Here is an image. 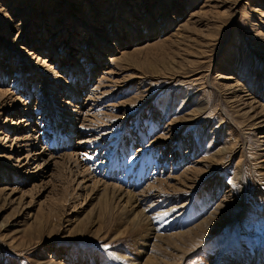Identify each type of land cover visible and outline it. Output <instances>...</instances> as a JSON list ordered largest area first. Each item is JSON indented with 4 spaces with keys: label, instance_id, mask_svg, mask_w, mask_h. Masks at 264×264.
Returning a JSON list of instances; mask_svg holds the SVG:
<instances>
[{
    "label": "rangeland",
    "instance_id": "rangeland-1",
    "mask_svg": "<svg viewBox=\"0 0 264 264\" xmlns=\"http://www.w3.org/2000/svg\"><path fill=\"white\" fill-rule=\"evenodd\" d=\"M151 259L264 264V0H0V264Z\"/></svg>",
    "mask_w": 264,
    "mask_h": 264
},
{
    "label": "bare ground",
    "instance_id": "bare-ground-1",
    "mask_svg": "<svg viewBox=\"0 0 264 264\" xmlns=\"http://www.w3.org/2000/svg\"><path fill=\"white\" fill-rule=\"evenodd\" d=\"M72 93V92H71ZM70 93V94H71ZM88 175V174H87ZM111 187V186H110ZM106 188V187H105ZM115 188V187H114ZM123 192V191H122ZM130 192V191H129ZM116 194V193H115ZM141 195V194H140ZM139 195V196H140ZM115 196V195H114ZM115 198H117V199H119V200H121L122 198V200H124L125 199V203L126 204H128V207H134V208H136V207H139L140 205H142V203H143V201H144V198L143 197H135L133 194H127V195H122L121 193H118L117 195H116V197ZM179 221V220H178ZM181 223H174V226H178L179 228L181 227V225H180ZM169 226L171 227V228H173V226H172V224H169ZM186 231V230H185ZM185 231H180V232H185ZM184 234H189V232H186V233H181V234H179V235H173V236H171V235H169L168 236V238L170 239H172V238H174V240H173V245H174V248L176 247L175 246V244H177V243H180V244H183V245H185L186 247H188V246H190L189 244H186V243H183L184 241H186V238H184L183 236H184ZM146 240H148V238H146ZM146 264H165V261L164 262H162V261H160L159 259H151V260H147L146 261ZM169 264V263H168ZM251 264H255V262H253V263H251Z\"/></svg>",
    "mask_w": 264,
    "mask_h": 264
},
{
    "label": "snow or ice",
    "instance_id": "snow-or-ice-1",
    "mask_svg": "<svg viewBox=\"0 0 264 264\" xmlns=\"http://www.w3.org/2000/svg\"><path fill=\"white\" fill-rule=\"evenodd\" d=\"M105 247H107V245H105Z\"/></svg>",
    "mask_w": 264,
    "mask_h": 264
}]
</instances>
